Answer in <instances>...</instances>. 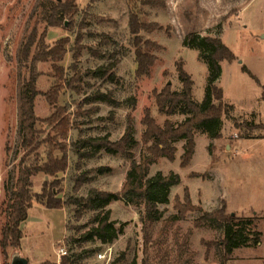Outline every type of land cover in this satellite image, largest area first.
Wrapping results in <instances>:
<instances>
[{
    "label": "rangeland",
    "instance_id": "374dc122",
    "mask_svg": "<svg viewBox=\"0 0 264 264\" xmlns=\"http://www.w3.org/2000/svg\"><path fill=\"white\" fill-rule=\"evenodd\" d=\"M45 7L51 2L41 0ZM165 7H152L135 0H75L78 13L72 30L64 25L48 27L45 41L51 44L62 36L69 37L67 53L60 62L66 79L73 78L74 87L64 89L58 105L65 107L70 130L65 140L68 166L57 174L61 190L57 193L66 204L47 208L34 201L28 218L21 224L23 237L20 249L0 247V264H10L19 254L28 264H60L62 256L75 254L77 264H264V0H164ZM37 0H0V238L5 223L6 196L4 182L12 164L16 142V73L15 58L25 24ZM134 9L142 22L156 21L168 27L139 32L142 40L155 41L159 48L147 76L135 74V47L128 28L129 9ZM42 6L33 12L29 28L35 24L41 32ZM111 18L112 21H101ZM218 36L233 52L235 59L222 60L216 85L222 89L223 102L233 110L221 115L220 137L211 139L199 129L194 130V152L186 165H181L183 140H176L174 159L159 158L149 166L148 176L157 171H172L180 182L169 190L168 203L159 204L163 217L153 223L141 221L143 205L111 201L109 219L114 222L116 238L100 242L90 235L97 211L82 208L70 200L86 197L90 189L118 192L130 167V154L139 161L147 154L142 144L145 126L143 111L149 108L157 124L170 120L174 125L187 115L179 111L160 113L153 93L167 83L171 90H180L175 63L181 61L190 75L192 98L201 101L207 77L206 64L197 58V50L184 45L187 33ZM80 34L84 49L79 59L72 58L75 37ZM107 43H102V40ZM113 60L114 78L95 75V70ZM245 64L258 82L242 71ZM42 74L37 86L45 91L53 82L46 73L49 63H39ZM23 74L28 75L26 68ZM77 74V76L75 75ZM108 98V99H105ZM215 104L218 101H214ZM36 115L43 119L53 109L42 95L34 101ZM39 126L44 137L50 127ZM128 126L133 129L136 145L125 151H108L95 147L91 140L120 141ZM262 138H255V137ZM86 142V143H85ZM125 152V153H124ZM56 154L59 155L58 152ZM53 177L38 173L31 178L32 192L40 193L43 182ZM79 180V181H77ZM187 188L193 204L210 211L225 205L226 213L245 218L255 217L261 242L245 245L226 254L219 244L223 227L206 223L199 227L193 221L201 212H187L183 218L173 217L175 199L182 200ZM101 216V214L99 215ZM246 230L252 229L247 225ZM60 249L66 253L61 255ZM104 253L105 258H99Z\"/></svg>",
    "mask_w": 264,
    "mask_h": 264
},
{
    "label": "trees",
    "instance_id": "16d2710c",
    "mask_svg": "<svg viewBox=\"0 0 264 264\" xmlns=\"http://www.w3.org/2000/svg\"><path fill=\"white\" fill-rule=\"evenodd\" d=\"M125 1L131 4L135 0ZM139 2L152 7L164 8L166 5L164 0H139ZM39 6L45 9L39 18L45 24L38 33L35 24L30 28L29 26L32 14ZM78 10L75 0L51 2L47 7L41 0H37L16 49V142L12 160L17 157L19 159L16 164L11 165L4 182L6 219L0 238V247L4 253L7 247L20 249V241L23 237L21 224L26 221L28 210L34 201L47 208H62L66 204L57 196L61 190V180L57 178V174L64 172L68 166V147L65 140L68 138L71 124L65 114V107L58 105V98L64 89L74 87L71 85L73 78L66 79L65 68L60 64L68 51L69 37H59L51 44L45 41V37L48 27L64 25L68 30H72V23ZM99 19L105 20L104 18ZM105 21L112 20L109 18ZM128 28L134 36L135 74L147 76L156 59V55L151 51L158 49L159 45L152 40H142L138 34L141 30L150 32L161 29L169 34V29L168 27L163 28L156 21H140L138 13L131 8L128 13ZM107 42L105 39L102 40L104 44ZM183 43L188 48L196 49L197 58L207 66L202 100L198 102L192 98L193 81L184 70L183 63L177 61L175 69L181 89L171 90L170 83H167L161 90L155 91L153 96L158 112L171 115L179 111L187 116L175 125L166 119L160 126L151 115L149 108L146 107L141 118V123L145 126L141 140L142 144L149 143L146 147L148 153L142 152L139 161L127 154L131 161L121 190L110 192L93 188L86 197L81 196L70 200L71 203L78 204L84 209L97 211L98 214L94 216L90 227V235L100 242H112L116 238L114 222L109 219L110 210L105 208L111 201L122 200L126 204L143 205L141 221L144 223L159 221L163 217V210H160L158 205L168 203L169 190L180 182V177L172 171L167 174L157 171L154 175L148 176L149 166L162 157L174 159L176 147L173 142L176 140H183V151L180 158L181 165H186L194 152V130H201L211 139L220 137L221 115H226L233 110L231 105L223 102L222 89L216 85L221 74L220 62L234 60L236 57L233 52L218 36L190 32L185 35ZM83 49L84 44L81 42V35L78 34L72 46V58L79 59ZM39 63H49V70L46 74L54 79L45 91L39 90L37 86L38 77L42 74L41 70L37 69ZM116 63L117 60H113L106 66L97 68L95 75L114 78L113 69ZM23 68L27 69V76L23 74ZM241 69L258 82L245 64L241 65ZM261 87V98L264 99V86ZM38 95H42L53 109L51 114L43 119L39 118L34 110V101ZM214 101L218 103L215 104ZM42 122L50 127L44 137L42 136L44 131L39 126ZM132 133L133 129L128 126L120 141L110 142L102 138L91 140L90 144L97 148L106 147L108 151L127 152L128 148L136 145ZM38 173H43L53 179L45 180L41 192L34 193L31 190V178ZM174 209L177 213L173 217L177 218H183L187 212H201L193 221L195 227L206 223L221 224L223 237L219 244L226 254H230L235 248L261 242V232L255 228L257 220L255 217L245 218L236 216L234 213H226L225 205L204 211L201 206L192 203L187 188L184 190L182 200L175 199ZM247 225H250L252 229L246 230ZM60 264H77L75 254L62 256Z\"/></svg>",
    "mask_w": 264,
    "mask_h": 264
},
{
    "label": "water",
    "instance_id": "95a60500",
    "mask_svg": "<svg viewBox=\"0 0 264 264\" xmlns=\"http://www.w3.org/2000/svg\"><path fill=\"white\" fill-rule=\"evenodd\" d=\"M10 264H28V260L25 257L16 254L12 256Z\"/></svg>",
    "mask_w": 264,
    "mask_h": 264
},
{
    "label": "built area",
    "instance_id": "2783aa9c",
    "mask_svg": "<svg viewBox=\"0 0 264 264\" xmlns=\"http://www.w3.org/2000/svg\"><path fill=\"white\" fill-rule=\"evenodd\" d=\"M60 253H61V255H64L66 252L63 249H60ZM98 257L99 258H105V254L104 253H98Z\"/></svg>",
    "mask_w": 264,
    "mask_h": 264
},
{
    "label": "crops",
    "instance_id": "0c3cea01",
    "mask_svg": "<svg viewBox=\"0 0 264 264\" xmlns=\"http://www.w3.org/2000/svg\"><path fill=\"white\" fill-rule=\"evenodd\" d=\"M220 66H221V63H220ZM221 69H222V67H221ZM262 100H264V99H262ZM28 218V217H27ZM27 220V219H26Z\"/></svg>",
    "mask_w": 264,
    "mask_h": 264
}]
</instances>
